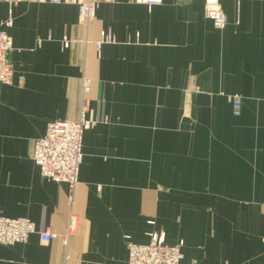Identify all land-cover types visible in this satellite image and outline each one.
<instances>
[{
  "label": "crops",
  "instance_id": "1",
  "mask_svg": "<svg viewBox=\"0 0 264 264\" xmlns=\"http://www.w3.org/2000/svg\"><path fill=\"white\" fill-rule=\"evenodd\" d=\"M221 6L224 30L205 0H114L87 24L73 5L0 3V214L37 230L0 244V264H128V242L156 233L183 242L181 264H264V0ZM80 118L96 124L72 193L32 154L48 124Z\"/></svg>",
  "mask_w": 264,
  "mask_h": 264
},
{
  "label": "built area",
  "instance_id": "2",
  "mask_svg": "<svg viewBox=\"0 0 264 264\" xmlns=\"http://www.w3.org/2000/svg\"><path fill=\"white\" fill-rule=\"evenodd\" d=\"M152 8L160 6L163 0H134ZM73 5L77 6L80 14V22L87 24L96 13L101 4L111 3L113 0H0L12 9L20 3ZM206 15L218 30H224L226 26L225 16L221 8L220 0H205ZM11 23L7 22L6 27ZM105 41L110 40L105 33H101ZM70 41L65 39L63 46L68 48ZM13 50L11 36L0 28V84L11 85L13 69L10 62V54ZM85 91H89V81L85 82ZM242 99L239 96L232 98L233 112L240 116L242 111ZM92 120L80 118L77 122L55 121L47 126L43 138L36 140L32 159L39 168L44 180L68 185L73 193L79 182L80 166L82 162L83 136L86 129L94 126ZM37 232L36 226L28 219H9L0 215V244L14 246L25 243L29 237ZM42 242L49 243L57 239V234L48 230L39 232ZM181 242L179 246L172 248L165 245L164 235H151L148 244H128V264H181Z\"/></svg>",
  "mask_w": 264,
  "mask_h": 264
},
{
  "label": "rangeland",
  "instance_id": "3",
  "mask_svg": "<svg viewBox=\"0 0 264 264\" xmlns=\"http://www.w3.org/2000/svg\"><path fill=\"white\" fill-rule=\"evenodd\" d=\"M114 1V0H113ZM220 4H221V0H220ZM221 8H222V6H221ZM225 16V15H224ZM208 18V17H207ZM209 19V18H208ZM210 20V19H209ZM225 21H226V17H225ZM213 23V22H212ZM214 25V24H213ZM215 27V26H214ZM226 27V26H225ZM218 30V29H217ZM1 215V214H0ZM2 216V215H1ZM152 235H158V236H162V235H164L163 233H161V234H152ZM150 237H151V235H150ZM164 237H165V235H164ZM129 243H132V242H128V244ZM183 243V242H182ZM165 245H167V246H169L167 243H166V240H165ZM180 244H178L177 246H179ZM128 246V245H127ZM177 246H169V247H172V248H175V247H177ZM183 247V246H182ZM181 247V248H182ZM182 253V252H181ZM183 256V255H182ZM128 262H129V249H128Z\"/></svg>",
  "mask_w": 264,
  "mask_h": 264
}]
</instances>
